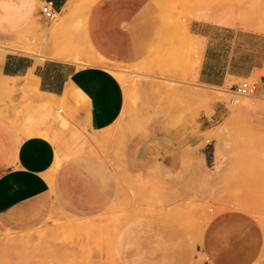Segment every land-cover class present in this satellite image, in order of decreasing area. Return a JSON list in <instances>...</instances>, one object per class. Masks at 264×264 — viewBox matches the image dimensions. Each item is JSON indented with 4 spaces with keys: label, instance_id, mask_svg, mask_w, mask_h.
Segmentation results:
<instances>
[{
    "label": "rangeland",
    "instance_id": "374dc122",
    "mask_svg": "<svg viewBox=\"0 0 264 264\" xmlns=\"http://www.w3.org/2000/svg\"><path fill=\"white\" fill-rule=\"evenodd\" d=\"M81 1L88 5L91 0ZM158 2L179 35L166 38L146 61L112 68L125 94L112 136L94 142L100 135L79 129L64 103L57 109L63 110L67 127L57 115L49 117L47 137L57 147L58 166L76 158L104 188L113 181L112 206L97 215L80 216L58 207L39 222L0 220V264H114L121 227L165 206L175 208L166 215L199 244L201 261L264 264V71L223 88L200 85L198 46L186 34L191 20L208 14L213 22L218 16L231 22L228 27L264 34V0ZM42 8L26 30H0V59L19 55L37 63L61 61L58 56L66 51L75 54L68 62L89 65L93 51L83 35L85 21L76 17L56 36L53 25L61 19L47 20ZM243 82L255 85L256 93L230 102L233 87ZM24 93L20 81L0 84L3 103L14 106ZM142 142L150 143L153 163L146 177L127 168L128 147Z\"/></svg>",
    "mask_w": 264,
    "mask_h": 264
},
{
    "label": "crops",
    "instance_id": "0c3cea01",
    "mask_svg": "<svg viewBox=\"0 0 264 264\" xmlns=\"http://www.w3.org/2000/svg\"><path fill=\"white\" fill-rule=\"evenodd\" d=\"M48 3L58 15H69L71 10L72 20L85 21L83 35L89 38L93 55L84 67L57 60L37 63L19 55L0 59V84L20 81L25 86L14 106L0 101V220L4 222L12 218L39 222L58 207L89 216L112 206L113 181L104 188L76 158L58 166L57 147L47 137L49 117L57 115L60 125L67 127L59 113L63 110L57 109L64 103L79 129L100 135L94 142L107 140L125 108L124 90L112 68L146 61L166 38L179 35L158 0H96L83 14L87 4L80 0H0V30H26L39 5ZM208 16L191 20L186 33L199 46L197 82L223 88L228 82L259 76L264 71V34L228 27ZM30 116L34 122L29 127ZM150 148L145 142L128 147L130 174L147 176L153 164ZM155 208L153 214L133 217L121 227L113 263L209 264L200 260L199 244L181 223L166 215L175 208ZM35 213L38 216L29 217Z\"/></svg>",
    "mask_w": 264,
    "mask_h": 264
},
{
    "label": "built area",
    "instance_id": "2783aa9c",
    "mask_svg": "<svg viewBox=\"0 0 264 264\" xmlns=\"http://www.w3.org/2000/svg\"><path fill=\"white\" fill-rule=\"evenodd\" d=\"M42 11L46 19L49 21L54 20L58 15V13L52 8V5L50 3L45 4L42 8ZM255 93V85H252L248 82H243L240 85H236L235 87H233V90L231 92L232 99L230 102H234L235 104H237L239 102V98L251 97ZM59 113L62 114L61 111H59ZM207 144H210V142H207Z\"/></svg>",
    "mask_w": 264,
    "mask_h": 264
},
{
    "label": "bare ground",
    "instance_id": "6f19581e",
    "mask_svg": "<svg viewBox=\"0 0 264 264\" xmlns=\"http://www.w3.org/2000/svg\"><path fill=\"white\" fill-rule=\"evenodd\" d=\"M96 0H91L90 2H89V4L87 5V6H85V10H83L82 11V14L83 13H86L87 12V10L92 6V4L95 2ZM61 20H60V23H57V25H53L54 27H55V29H56V31L54 32L55 34L54 35H56V36H60V34H61V28H62V26H65V25H68L70 22H71V20H72V11L70 10L69 11V15H66V16H62V15H57ZM84 16H85V14H84ZM83 16V17H84ZM214 17V16H213ZM221 17V16H220ZM215 18V20L217 21V23L219 22V23H224V24H229L230 25V23L231 22H229V20H227L226 18H219L218 16H216V17H214ZM52 28V25H49V29H51ZM66 31V30H65ZM188 35V34H187ZM71 38V37H70ZM192 38V37H191ZM198 45V44H197ZM199 47V46H198ZM25 48H27V46L25 47ZM73 49V48H72ZM90 49H91V47H90ZM14 50V49H13ZM92 50V49H91ZM198 50V49H197ZM17 51V50H16ZM93 51V50H92ZM77 55V54H76ZM75 57V54H72L71 52H69V53H67L66 51L64 52V53H62V54H60L59 56H58V60H61V61H64V62H68L69 60H71L72 58H74ZM77 58V57H76ZM74 95V94H73ZM72 95V96H73ZM71 96V97H72ZM54 99V98H53ZM75 148H77V147H75ZM76 150V149H75Z\"/></svg>",
    "mask_w": 264,
    "mask_h": 264
}]
</instances>
